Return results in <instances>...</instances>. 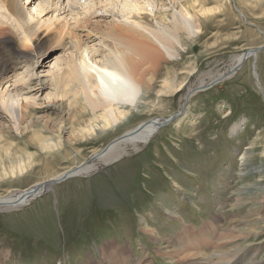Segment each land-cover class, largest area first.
<instances>
[{"label": "rangeland", "instance_id": "374dc122", "mask_svg": "<svg viewBox=\"0 0 264 264\" xmlns=\"http://www.w3.org/2000/svg\"><path fill=\"white\" fill-rule=\"evenodd\" d=\"M21 3L25 18L15 17L0 1V27L11 36L6 46L0 44V66L6 62L11 66L0 93L27 82L40 90L23 94L28 99L22 103L24 115L18 124L0 106V196L28 190L73 166L77 171L80 164H94V169L49 185L17 208H0V264H91V260L109 264L101 254L111 243L127 245L133 257H145L149 264H184L157 248L176 249L184 227L196 233L208 223L220 228L213 233L215 239L224 232L227 247L247 245L239 254L244 260L236 264L248 261L250 252L255 253L254 264H264V220L257 218L264 207V48L255 60L247 58L227 74L237 57L264 45V0H103L102 6L94 5V0ZM180 8L196 17L198 32L178 35L172 43L176 56L164 53L156 70L144 60L151 88L143 86L137 105L125 118L88 136L82 127L92 112L68 73L72 50L59 46L71 37L63 24L90 16L92 25L107 26L140 12L153 23L163 18L172 32L171 13ZM49 18L60 19L55 23L61 22L57 29L63 27L65 36L49 32L47 37L36 27L40 44L30 61L37 65L26 72L18 59L26 49L25 30ZM61 68L65 73L51 79ZM223 74L228 77L197 90ZM44 84L49 86L42 88ZM174 114L147 143L134 150L127 146L116 162H91L94 152L126 129ZM46 139L59 146L45 148ZM241 154L246 156L240 159ZM256 221L250 235L241 233ZM144 224L151 225L156 236L143 232ZM216 240L209 246L214 254L220 252L213 251Z\"/></svg>", "mask_w": 264, "mask_h": 264}, {"label": "bare ground", "instance_id": "6f19581e", "mask_svg": "<svg viewBox=\"0 0 264 264\" xmlns=\"http://www.w3.org/2000/svg\"><path fill=\"white\" fill-rule=\"evenodd\" d=\"M0 1L7 7L9 10L8 12L12 13L15 17L25 18L27 15L24 4L21 3L22 0ZM94 1L96 2L94 3L95 5L101 0ZM101 3L98 4L102 6ZM181 6L183 7V5ZM41 8L45 7L42 6ZM124 8L129 9L127 5H125ZM114 9V7H110L109 9L102 8V10L107 11H113ZM41 10L45 11L46 9ZM144 17V13L130 12V15L124 20L121 19L116 22L112 21L107 26H103L101 24L97 25L95 22H93L92 25L90 16H84V18L79 20L75 19V21H73L74 23L69 25L68 22L63 24L65 30L68 29L66 30V33L68 34L66 36L70 35L72 39H70L71 37H67L69 40H64V43L62 42L63 44L59 46L67 45L64 49L72 50L73 54L67 66L68 73L77 81L84 103L92 112V118H88L90 121L82 127L83 129L87 130L88 136H93L95 132L99 130H105L125 118L130 112V109L137 105L141 92L143 91V86L147 84L148 87L151 88V79L149 78V81H146L145 78L147 72V63H143L144 60H147L149 63H151L152 66H149V69H153L152 71L156 70L164 53H166L167 57L170 58L176 56V52L173 50L174 44L172 43L174 40L177 41V39L180 38L178 35H181L184 31L188 34V36H192L198 32L197 27H195L193 24L194 20H196V17L193 16L186 8L173 9L171 13V19L169 20L170 29L172 32H170L169 29L164 26L165 22L163 21V18H157L154 21L155 23H153L148 19H144ZM38 20L40 19L38 18ZM57 20L55 21L57 22ZM55 21L52 18H49L45 22L41 20L36 24L33 23L34 25L31 28H27V30H25L24 48L26 49L22 55L18 57V59H22L20 63H22V66L27 69L26 72L34 70L35 66L37 65V61H30V59L34 58L31 53H33L34 49L36 47L38 48L40 44L41 35L38 33L39 27L43 28V31L46 34L49 32L50 34L60 33L58 35L55 34V36L58 37L64 34L63 27L60 28L63 30L57 29L58 26H62V24H60L61 22L56 24ZM89 24H91L90 27L88 26ZM36 27H38V30H35ZM7 33H10L9 30L1 26L0 44L3 46H6L10 42L11 36ZM46 34L44 35L46 36ZM52 39L56 40V37ZM96 40L100 43L99 46H95ZM57 41L62 40L58 39ZM57 43L60 44V42ZM263 48L264 45H261L256 48L246 50L242 55L233 61L230 71L227 74H232V72L237 70L247 58L252 57L255 60L256 54ZM18 62L19 61L17 60L16 63ZM254 64L255 62L253 63V66ZM9 69H11V66L8 62L3 63L0 66L1 87L10 79L11 74L7 73L8 75H6V72H8ZM254 72L255 69L253 70V73ZM64 73L65 68H61L58 73L51 77V79L60 78L61 74ZM218 76L220 77L215 79L213 82L206 84L202 88L199 87L197 90L207 89L211 87L212 84H215L225 77H228L224 74ZM38 81H41V84L47 83L45 80ZM45 86L47 87L49 85L44 84L42 88ZM33 90L39 91L40 88H34L33 86H30V82H27L21 84L20 86H15L12 89L4 88V90L1 91L0 106L10 114L14 123L18 124L24 115V107L22 103L24 100L27 101L28 97L23 96V94L29 93ZM197 90H194L193 93L197 92ZM99 112L100 114L98 115ZM179 113H181V111ZM183 113L184 116L188 114H185V112ZM171 116H169V118ZM169 118L162 120L157 118L148 119L138 123L130 129H126L111 142H109L103 149L94 152L90 156L91 162H116L118 158H120L122 155H125L127 146H130L132 150L138 149L139 144L147 143L152 135L158 131L159 127L157 125L159 123L163 124V122ZM117 138H119V140L113 142ZM45 143V148L47 146L53 148L59 146L52 143L48 139H46L43 144ZM43 148L44 147L42 145V149ZM243 156L246 155L241 154L240 159L241 157L243 158ZM81 165L82 164L79 165V170L77 171V167L74 169L73 166L49 179L56 180L57 182L55 183H59L63 181L62 177L64 175H66L68 178L70 176L73 177V175L76 176L86 174L94 169V164ZM49 185H52L51 182L44 181V183L40 182L34 184L33 187L28 190L26 189L23 192H13L12 194L6 196H0V208H17L18 206L38 196L42 189L50 187ZM257 203L259 204V208H261L262 202L257 201ZM256 208L258 210V206H256ZM213 218L215 222H219V218L217 216ZM257 218L264 220V207L262 210H260V214ZM249 219L250 216H248V220ZM240 222V220L234 221L235 224H240ZM252 224H258V221L254 223L251 222L249 227L246 228L247 230H243L241 233L250 235L252 233L250 228ZM212 227L213 226L211 223L205 224L196 233L195 231L192 232L191 228L184 227V231H181L178 239L174 243L177 245L176 249H168L170 246L167 245L164 248H157V250L161 251L164 256H167V258H176L175 260L173 259L176 261V263L177 261H180V263L183 261L184 264H236L239 260L242 262L244 258L239 256V254L240 252L247 250V245L242 246L236 244V246L234 245L236 248L227 247L225 240L226 236L224 235V232L222 231V234L219 236V238H216V240L213 233L214 231L216 233L219 232L220 228L216 227V229H214V227ZM142 230L151 237L156 236L155 229L151 225L144 224ZM231 230L235 231L234 227H232ZM241 230L236 229V231L239 232ZM213 240L218 241L216 245L217 247L215 246L216 248H213L214 252H216V249L220 250V252L217 254L212 253V250L210 249L212 247H209ZM184 245H189L190 247ZM231 248L235 249L232 250ZM105 249L107 250L102 251V254L104 253V255L101 254V256L105 257L109 264H144L145 261H147V264H149V261L147 258L145 259V257H133L127 245H123L121 243H111L109 245H105ZM203 249H206V251H203ZM213 256H216L217 259L214 260ZM254 257L255 253L252 254L250 252L248 261H246L244 264H254L256 262ZM87 263L90 264L88 261ZM91 264L96 263L91 260ZM101 264L105 263L103 262Z\"/></svg>", "mask_w": 264, "mask_h": 264}, {"label": "water", "instance_id": "95a60500", "mask_svg": "<svg viewBox=\"0 0 264 264\" xmlns=\"http://www.w3.org/2000/svg\"><path fill=\"white\" fill-rule=\"evenodd\" d=\"M176 116H177V114L171 116L168 120L164 121L163 124H160V123H159L157 126H158L159 128H161V127H163L164 125H167L169 122H171L172 118H174V117H176ZM116 140H119V138L115 139L113 142H115ZM62 178H63V180H64V179L67 178V176L64 175ZM48 182H51V184H53V183H55V182H57V181H56V180H51V181H48ZM46 183H47V182H46Z\"/></svg>", "mask_w": 264, "mask_h": 264}]
</instances>
